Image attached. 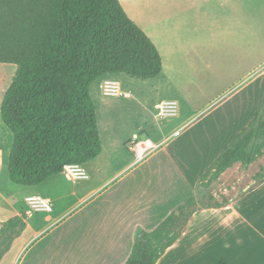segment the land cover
<instances>
[{"label": "crops", "instance_id": "obj_1", "mask_svg": "<svg viewBox=\"0 0 264 264\" xmlns=\"http://www.w3.org/2000/svg\"><path fill=\"white\" fill-rule=\"evenodd\" d=\"M257 1L151 0L145 3L152 10L149 24L140 9L136 8L133 16L119 0L128 17L157 48L160 74H164L167 60L169 71L175 67L218 73L212 82L240 87L255 78L249 76L256 68L264 72V34L257 30ZM0 65L9 76V81L1 85V103L16 66ZM122 75L125 73H110L96 79L90 86L93 101L92 88L96 84V96L104 108L106 103L100 95L108 94L100 90L101 82H119ZM164 100L175 99H162L154 106ZM192 116L177 123L176 128L183 131L177 146L169 142L170 136L180 137L182 132L174 134L175 129L167 137L153 139L152 130L141 126L138 133L148 134L157 148L136 162L130 148L129 159H118L119 152L112 144L115 129L110 123L102 124V129L97 111L102 151L80 164L87 177L74 180L60 173L27 188L24 201L28 196H40L50 203V210H41L43 214L33 227L27 202V209L17 208L7 193L12 189L7 172L12 133L0 116V221L26 213V227L12 244L19 243L10 264H123L136 230L154 229L179 204L195 195L202 174L237 132L220 141L221 146H214L213 135L195 141L187 125ZM138 133L127 135L124 143ZM109 158L111 161H104ZM103 168L107 169L105 176ZM40 185L43 191L37 188ZM243 192L220 207L196 209L178 239L155 264H264V176ZM6 211L12 215L4 218Z\"/></svg>", "mask_w": 264, "mask_h": 264}, {"label": "trees", "instance_id": "obj_2", "mask_svg": "<svg viewBox=\"0 0 264 264\" xmlns=\"http://www.w3.org/2000/svg\"><path fill=\"white\" fill-rule=\"evenodd\" d=\"M0 63L16 66L0 116L12 133L8 178L24 186L39 185L65 165L84 164L101 153L90 93L96 79L110 73L152 79L162 67L157 48L119 0H0ZM262 138L264 106L199 183H211L236 162L254 161L260 152L249 150ZM195 203L192 195L154 229H137L123 264H155L180 236ZM25 227L24 211L0 221V261Z\"/></svg>", "mask_w": 264, "mask_h": 264}, {"label": "rangeland", "instance_id": "obj_3", "mask_svg": "<svg viewBox=\"0 0 264 264\" xmlns=\"http://www.w3.org/2000/svg\"><path fill=\"white\" fill-rule=\"evenodd\" d=\"M139 1L141 2L140 5ZM123 2L129 14L134 16L136 8H138L140 9L138 11H142V17L150 24L152 10L146 8L145 3H150L151 0H123ZM257 14L260 16L257 17V30L261 29L264 34V0L257 1ZM258 47L259 45H257V49ZM167 65L168 62L165 60L164 74H160L154 79L141 80L127 74L122 75V79L119 80L121 90L129 92L130 96L100 95L102 102L106 103L103 104L104 108L96 96V84H94L92 91L95 98L94 102L96 101V113L98 111L102 129V124L108 123L115 129L112 144L119 152V160L130 158L129 148L133 138L125 143L124 138L133 132L138 133L141 126L152 130L150 136L153 139L167 137L175 129L179 133L182 132L180 137L171 135L172 138L170 136L169 142H173V146H177L183 136V131L176 128L177 123L181 119H187L189 115H193V119L187 124L190 128L189 131L193 133V139L200 141L213 135L216 141L214 146H221L220 141L233 136L235 131H237L236 133L241 131L254 116L260 113L264 106V72H260V67L256 68L255 72L249 76L251 78L256 75L255 78H252L244 87H240L234 83L212 82L211 79L218 73L202 72L196 69H177L175 67H171V71H169ZM2 72L3 70H0V97L4 88V86L1 88V85L4 84L3 81H9V76ZM162 99H175L177 101L179 106L177 116L160 117L157 115L158 110L154 105ZM136 136L138 140L149 138L148 134H144V132L138 133ZM177 138L180 140L178 141ZM255 143L249 150L250 154L260 152L254 161L248 164L236 162L211 183L207 185L198 183L197 192L194 195L196 209L206 208L205 205L214 207L215 203H223L224 205L229 199L234 198L250 186L254 182L256 174L264 173V138ZM211 155L209 153L208 157ZM5 160L6 158H4ZM104 161H111V159ZM102 170L105 176L107 169L103 168ZM97 177L99 178V176ZM11 186V191L7 192L11 201L15 203L17 208L27 209L28 205H26L24 197L27 195L26 190L30 186L14 183H11ZM37 188L43 191L42 185ZM67 201L68 199H66ZM29 210L32 212L29 220L33 227L37 224L36 220L43 214V211H34L30 207ZM9 215L12 213L6 211L2 216L7 218ZM18 245V242L14 243L13 247L11 245L12 249L10 248L11 250L2 257L0 264H10Z\"/></svg>", "mask_w": 264, "mask_h": 264}, {"label": "built area", "instance_id": "obj_4", "mask_svg": "<svg viewBox=\"0 0 264 264\" xmlns=\"http://www.w3.org/2000/svg\"><path fill=\"white\" fill-rule=\"evenodd\" d=\"M101 90L104 94H113V95H124L128 96L129 94L123 92L120 87V83L115 79H104L101 83ZM157 115L160 117L165 116H174L177 113L178 105L175 100H164L159 102L156 105ZM178 130L174 134H178ZM157 145H155L149 138L138 140L137 136L133 137V140L130 142V149L133 151L136 162L143 160L150 152L155 150ZM3 160V152L0 149V164ZM62 173L69 179H80L86 178L87 174L80 164H67L64 166ZM25 201L29 207L34 211H41L43 209L50 210L49 201L43 199L40 196H28L25 198Z\"/></svg>", "mask_w": 264, "mask_h": 264}]
</instances>
